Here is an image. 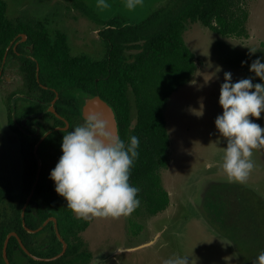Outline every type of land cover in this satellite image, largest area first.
<instances>
[{"label":"flooded vegetation","instance_id":"flooded-vegetation-1","mask_svg":"<svg viewBox=\"0 0 264 264\" xmlns=\"http://www.w3.org/2000/svg\"><path fill=\"white\" fill-rule=\"evenodd\" d=\"M62 1L58 4L60 8L53 9V5L45 4L43 8L35 9L30 3L0 0V229L5 220L19 214L23 221L21 233L28 245L16 231L9 234L16 233L30 254L16 238L23 253L40 263L57 261H46L57 255L38 256L32 251L47 253L58 248L52 241L54 235L60 241L55 223L57 221L61 234L59 216L80 218L73 211L60 212L67 201L55 191V182L49 177L62 155L63 135L84 123V107L89 100L100 96L92 89L84 88L80 81L67 82V59L87 56L101 61L108 57L113 63L115 55L109 50L111 34L119 26H127L124 21L113 19L105 24L95 23L90 29L91 26L84 23L92 24L91 20H94L88 10L76 0ZM243 16L246 25L248 14ZM86 32L102 44L104 55L96 51L82 55ZM246 36V31H242L221 35V38L230 50V58L235 60L232 67L247 68L246 78L252 77L253 83H261L249 67L253 60L264 56V48L253 54L225 43L233 38L246 39ZM73 50L80 51L79 55H74ZM138 54L135 49H127L122 56L129 64L135 62ZM128 94L130 100L133 96L137 119L138 97L131 89ZM131 116L133 120V110ZM251 119L264 127V113L260 119ZM252 160L255 167L243 183L228 180L221 167L222 159L209 161L213 164L208 163V174L194 184L199 190L191 210L196 214L192 221L217 234L218 241L226 243L227 250L241 264H252L264 251V148L254 149ZM34 169L37 173L31 180L30 173ZM86 230L78 234L77 248L86 249L90 254L88 261L82 264H93L96 260L89 250L91 242L83 239ZM27 258L18 259V264L27 263Z\"/></svg>","mask_w":264,"mask_h":264},{"label":"rangeland","instance_id":"rangeland-1","mask_svg":"<svg viewBox=\"0 0 264 264\" xmlns=\"http://www.w3.org/2000/svg\"><path fill=\"white\" fill-rule=\"evenodd\" d=\"M18 2L30 3L35 9L50 4L54 9L60 8L58 4L63 1ZM76 3L85 7L93 17L92 24L84 22L91 26L90 29L95 23L105 24L113 19L124 21L128 26H136L147 14L152 15L165 6L158 8L152 5L148 8L143 3L134 11H128L123 0H108L111 7L100 12L96 8V0H79ZM232 7L236 19L241 18L244 13L248 14L249 21L245 25L247 36L246 39H229L225 43L229 42V46L237 45L248 52L250 49L263 50L264 0H236ZM85 37L82 55H91L94 51L105 54L102 44L93 36L86 32ZM184 39L196 56L197 72L192 81L170 97L165 108L171 146L168 166L161 171V175L164 189L169 194L170 205L167 210L153 215L145 202L140 200L139 207L129 215L118 218H83L89 222L83 239L91 242L89 250L96 260L93 264H164L166 259L178 255L189 256L192 264H241L227 250L226 243L218 241L220 237L217 234L192 221L196 214L191 210L199 190L194 184L199 182L200 177L208 174L207 165L213 164L209 161L222 159L226 147V141L220 137L215 127V119L223 112L219 96L224 73L231 72L233 82H236L246 78L248 70L245 67L244 70L232 67L235 60L230 58V50L224 46L221 35L200 23L187 25ZM73 52L74 55L80 53L76 50ZM130 97L132 121L135 123V104L133 96ZM118 251L122 253L118 254Z\"/></svg>","mask_w":264,"mask_h":264},{"label":"trees","instance_id":"trees-1","mask_svg":"<svg viewBox=\"0 0 264 264\" xmlns=\"http://www.w3.org/2000/svg\"><path fill=\"white\" fill-rule=\"evenodd\" d=\"M234 1L236 0H170L167 6L159 8L139 25L119 26L111 34L109 50L115 55L113 63L108 57L101 61H94L87 56L67 59V82H82L84 88L92 89L113 107L121 139L126 144L130 136L139 137V157L131 169L129 182L140 189L138 199L145 202L153 215L167 210L170 205L169 194L164 189L161 175V171L168 166L171 146L165 108L170 97L192 81L197 72L194 53L184 39L187 25L200 23L224 36L246 31L245 16L236 19L232 7ZM127 49L139 51L135 62L128 64L124 60L122 54ZM130 89L138 97L136 108L139 114L135 123L131 116L133 107L128 94ZM36 173L37 169L30 173L31 180ZM43 177L44 172L42 179ZM70 211L72 210L67 205L60 209L61 213ZM58 222L62 236L69 244V249L61 259L51 263L36 262L27 258L17 239L12 238L7 249L11 263L18 264V259L23 257L28 259L24 264L87 262L90 258L89 251L77 247L80 242L78 234L88 228L89 222L71 216H59ZM3 223L5 224L0 229V264H6L4 245L10 232L16 231L23 243L28 245L26 237L21 233L23 221L19 214ZM53 239L57 249L47 253L32 252L45 257L58 255L62 251L61 242L56 235Z\"/></svg>","mask_w":264,"mask_h":264},{"label":"clouds","instance_id":"clouds-1","mask_svg":"<svg viewBox=\"0 0 264 264\" xmlns=\"http://www.w3.org/2000/svg\"><path fill=\"white\" fill-rule=\"evenodd\" d=\"M143 3L123 0L128 11ZM110 7L108 0H96L98 11ZM250 52L256 53L253 49ZM249 71L264 81V56L253 60ZM219 104L223 112L215 119V127L226 141L221 167L230 182L243 183L255 167L253 150L264 148V127L251 119H260L264 113V82L253 83L252 77L233 82L232 73L225 72ZM139 146L138 136H130L126 144L111 132L103 112L88 113L83 124L63 135L62 155L49 178L55 182V191L67 201V208L80 218L129 215L140 205V189L129 182ZM164 264L192 261L189 256L178 255ZM252 264H264V251Z\"/></svg>","mask_w":264,"mask_h":264},{"label":"water","instance_id":"water-1","mask_svg":"<svg viewBox=\"0 0 264 264\" xmlns=\"http://www.w3.org/2000/svg\"><path fill=\"white\" fill-rule=\"evenodd\" d=\"M168 3H169V0H144V4H146L148 8H149V6H152V5H154L153 7L159 8L160 6H163V5L167 6ZM150 15L147 14L145 16V18L143 19V21L146 20ZM95 111L103 112L105 118L109 122V130L111 132H113L114 134L120 136L119 125H118L116 113H115L114 109L107 102H105L100 96H96L87 102L86 106L84 107V116L88 113L95 112ZM37 150H38V148H37ZM40 174H41V164H40V169L38 172V179L40 178ZM38 179H37V182H38ZM37 182H36V185H37ZM36 185H35V187H36ZM55 223H56L57 235H58L60 241L63 243V250L56 257L49 259V260H46V261H55V260L60 259L61 257H63L65 255V253L67 252V249H68L67 242L64 240V238L62 237V235L59 232L57 221H55ZM12 237L17 238L18 241L20 242V244L22 245L23 250L27 254H30L29 251L26 249V247L23 245L20 237L16 233H11L8 235L6 242H5V246H4V257L6 260V264H11V262L8 258L7 249H8L9 242H10ZM120 253H122V251H118V254H120Z\"/></svg>","mask_w":264,"mask_h":264}]
</instances>
